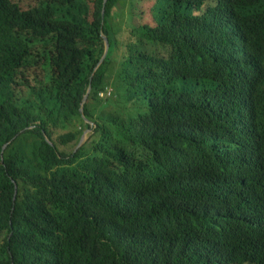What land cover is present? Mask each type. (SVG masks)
<instances>
[{
    "label": "trees",
    "instance_id": "1",
    "mask_svg": "<svg viewBox=\"0 0 264 264\" xmlns=\"http://www.w3.org/2000/svg\"><path fill=\"white\" fill-rule=\"evenodd\" d=\"M23 1L0 0V264H264V0H154L124 34L120 0Z\"/></svg>",
    "mask_w": 264,
    "mask_h": 264
},
{
    "label": "rangeland",
    "instance_id": "2",
    "mask_svg": "<svg viewBox=\"0 0 264 264\" xmlns=\"http://www.w3.org/2000/svg\"><path fill=\"white\" fill-rule=\"evenodd\" d=\"M23 2L24 4H22V7L24 6L32 7L36 4L35 0H24ZM140 4H142L141 8H140ZM117 5H118L117 12L120 13L118 15L119 17L114 20L113 18H111L110 20V22H112L111 26L114 32L122 31L124 34L126 30L131 29L132 24L135 21L134 14L140 17L139 10L141 9H142L141 10L142 20H140V22L142 24H147V25L156 24L155 19H154V7L156 5V2L154 0H145L143 2L140 0H120ZM123 40H126V39L124 38ZM111 93H113V87H110L107 93H103V97L110 98L112 97ZM92 133H93V130L89 129V132H88V135L86 137L84 144L90 140V136L92 135ZM92 147H93V144L90 146V148Z\"/></svg>",
    "mask_w": 264,
    "mask_h": 264
},
{
    "label": "water",
    "instance_id": "3",
    "mask_svg": "<svg viewBox=\"0 0 264 264\" xmlns=\"http://www.w3.org/2000/svg\"><path fill=\"white\" fill-rule=\"evenodd\" d=\"M106 1H107V0H104L103 11H102V13H104V9H105ZM106 45H107V46H106V52H105V54H104V56H103L101 62H103V61L105 60V58H106V56H107V54H108V52H109V49H110V41H109V38H108L107 36H106ZM91 89H92V87H90L89 91H91ZM87 99H88V94L86 95L84 101H87ZM81 110H82V112H83V114H84V108L81 109ZM88 132H89V130H86V131H85L84 135H83L82 138H81V141H80L78 147H80L81 145L84 144V142H85V140H86V137H87V135H88Z\"/></svg>",
    "mask_w": 264,
    "mask_h": 264
},
{
    "label": "bare ground",
    "instance_id": "4",
    "mask_svg": "<svg viewBox=\"0 0 264 264\" xmlns=\"http://www.w3.org/2000/svg\"><path fill=\"white\" fill-rule=\"evenodd\" d=\"M109 91V90H108Z\"/></svg>",
    "mask_w": 264,
    "mask_h": 264
}]
</instances>
